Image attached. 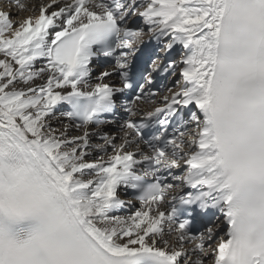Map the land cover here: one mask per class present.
Listing matches in <instances>:
<instances>
[{
	"label": "snow or ice",
	"instance_id": "1",
	"mask_svg": "<svg viewBox=\"0 0 264 264\" xmlns=\"http://www.w3.org/2000/svg\"><path fill=\"white\" fill-rule=\"evenodd\" d=\"M9 3L0 264H264V0Z\"/></svg>",
	"mask_w": 264,
	"mask_h": 264
},
{
	"label": "bare ground",
	"instance_id": "2",
	"mask_svg": "<svg viewBox=\"0 0 264 264\" xmlns=\"http://www.w3.org/2000/svg\"><path fill=\"white\" fill-rule=\"evenodd\" d=\"M29 3H31V0H28ZM0 10H4V11H11L12 12V15L13 17H15L16 15V11L12 8L11 4L7 1V0H0ZM29 13L27 12H24V13H21V17H24V16H27ZM178 79V77H175V80ZM158 105H144V109H145V112L147 111H151L154 109V107H156ZM64 111L63 110V107L61 106L59 111L57 112V116L59 117L60 115V112ZM53 125L56 126V127H60L62 128L64 126V124L68 123V121L66 120H63V122H61L60 120H53L52 121ZM103 131L107 132V133H110V134H113V135H116L117 136V142L119 143V136H120V133L119 132H111L110 130L108 129H103ZM69 134L71 136H75V135H79L80 133H78L77 131H75L74 129H70V132ZM100 141H98V139L96 137H93V140H92V143L95 145L97 143H99ZM94 156H95V153H94ZM93 157H90L91 158H94ZM105 159H107V157H105ZM121 198L125 201H128L126 199L123 198L122 196V193H121ZM121 215H126L124 212H121L120 213Z\"/></svg>",
	"mask_w": 264,
	"mask_h": 264
}]
</instances>
